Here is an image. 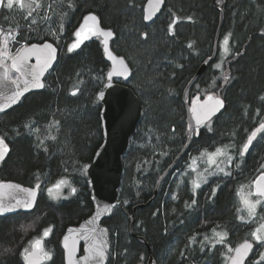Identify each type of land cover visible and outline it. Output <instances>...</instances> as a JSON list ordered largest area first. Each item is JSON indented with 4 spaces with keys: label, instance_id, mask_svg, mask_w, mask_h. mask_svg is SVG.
Segmentation results:
<instances>
[{
    "label": "trees",
    "instance_id": "trees-1",
    "mask_svg": "<svg viewBox=\"0 0 264 264\" xmlns=\"http://www.w3.org/2000/svg\"><path fill=\"white\" fill-rule=\"evenodd\" d=\"M146 1L22 0L8 9L0 6V31L16 33L13 53L45 41L59 50L43 90L28 94L0 115V137L10 149L0 165V183L39 190L31 213L0 218V264H25L23 253L30 241L46 230V248L54 255L50 264H61L65 230L93 212L85 166L103 141L97 94L105 87L110 64L100 38L68 51L75 30L90 13L112 30L111 50L131 69L127 81L114 82L129 87L142 105L141 119L122 157L119 205L102 221L110 236L107 264H147L146 246L128 231L127 217L138 205L144 207L135 211L134 232L147 241L157 264H226L245 240L254 244L246 264H264L257 260L262 245L254 240L264 206L256 218L245 221L240 199L264 174V128L242 154L251 133L264 126V0H225L220 41L226 40L229 53L216 69L219 43L217 58L187 94L190 102L213 93L223 99L224 109L193 137L155 197L159 176L186 143L182 94L212 54L219 13L211 0H165L153 23L145 24ZM25 3L26 8L19 7ZM215 149H225L235 158L227 175L212 177L198 188L194 173L184 170L176 175L189 153ZM61 180L69 182L73 194L53 202L45 191ZM214 232L224 238L207 240Z\"/></svg>",
    "mask_w": 264,
    "mask_h": 264
},
{
    "label": "water",
    "instance_id": "water-1",
    "mask_svg": "<svg viewBox=\"0 0 264 264\" xmlns=\"http://www.w3.org/2000/svg\"><path fill=\"white\" fill-rule=\"evenodd\" d=\"M219 13L212 54L204 60L195 75L185 87L182 100L188 121V136L180 153L158 178L153 196L158 194L163 181L171 175L188 151L194 136H198L213 118L224 109L222 98L212 94L204 98L195 96L190 102L187 94L200 76L207 70L218 54L220 34L224 23L225 0H211ZM165 0H147L143 6V21L151 24L162 11ZM115 35L110 29L101 26L97 15L90 13L80 22L74 32V40L68 51L80 49L92 38H100L105 59L110 64L106 75L104 89L97 94L101 105L100 119L103 141L96 150L92 161L85 166L87 182L90 188V200L93 205L92 214L76 226L68 227L62 238L65 264H107L110 254V236L103 219L109 218L115 207L119 205L118 194L123 174L122 157L126 154L129 141L135 134L141 119L142 105L136 94L127 86L115 83V79L127 81L131 77V69L122 56L111 50V41ZM59 55L58 48L50 41L25 46L6 67L0 63V115L18 106L21 100L30 93L40 92L44 88V77L51 70ZM9 70L17 74V80L9 79ZM264 126L257 127L248 137L243 149L245 154L251 143L262 132ZM10 152L8 144L0 137V165ZM253 192L264 199V174H260L253 183ZM38 188H30L15 182L0 183V218L17 213H31L38 201ZM138 205L128 215L129 235L140 244L146 246L147 264H157L147 241L134 232L136 222L135 211L142 209ZM83 246V255L78 257L79 246ZM254 249V244L245 240L238 244L227 264H246ZM43 240H35L31 250L25 255L26 264H43Z\"/></svg>",
    "mask_w": 264,
    "mask_h": 264
},
{
    "label": "rangeland",
    "instance_id": "rangeland-1",
    "mask_svg": "<svg viewBox=\"0 0 264 264\" xmlns=\"http://www.w3.org/2000/svg\"><path fill=\"white\" fill-rule=\"evenodd\" d=\"M22 0H0V6L4 4V6L8 9L10 6H12L11 3L18 2ZM26 1V0H25ZM19 7H27V4H22ZM16 33L15 32H0V63L4 64L5 66L8 65L9 62L13 58H15L19 52L24 48L22 47L20 51L13 53L11 51L13 47V43L16 41ZM229 53V50L226 45V40L220 41V50H219V57L220 60L216 62L215 67L216 69L220 70L221 68V59H224ZM17 74L12 72L10 70L9 72V79L12 81L17 80ZM212 83V87H213ZM214 96H216L213 93H210ZM219 97V96H216ZM187 98V97H186ZM244 149V148H243ZM200 151V150H199ZM243 154V150H242ZM235 160L234 156L230 155L227 150L225 149H215L214 151H200L195 155H192V153H189L187 156L186 162L182 165V168L179 169V171H176V175L180 172L190 171L195 174V180H193V184L195 188L200 187L203 183H206L210 178L218 176V175H227L229 173V168L232 162ZM175 176V175H174ZM173 179V177H172ZM254 183V182H253ZM45 194L48 199H50L53 202H57L60 200L67 199L71 197L73 194V188L66 180H61L49 187ZM241 203L244 209V212L246 213L245 221H249L251 219H254L259 214V208L261 206H264V199L261 197H258L253 192V184L251 185V188L249 191H244L240 195ZM264 216V214H262ZM50 233L49 230H46L42 233L41 236ZM223 234H218L217 232H214L210 238H206L207 240L210 239H220L224 238L222 236ZM40 239V238H39ZM35 240V239H34ZM30 241L29 247L24 251L23 258H25V255L30 252L31 250V244L34 242ZM214 241L217 242V241ZM254 240L262 245V249L259 252L258 261L264 262V220L262 221L261 225L257 228V230L254 233ZM253 243V242H252ZM233 251L231 252V255L228 257V260L226 264L228 263L229 259L231 258Z\"/></svg>",
    "mask_w": 264,
    "mask_h": 264
},
{
    "label": "flooded vegetation",
    "instance_id": "flooded-vegetation-1",
    "mask_svg": "<svg viewBox=\"0 0 264 264\" xmlns=\"http://www.w3.org/2000/svg\"><path fill=\"white\" fill-rule=\"evenodd\" d=\"M19 2H21V1H19ZM1 32V31H0ZM2 64V63H1ZM9 64H10V62L8 63V65H6V67H9ZM2 65H4V64H2ZM5 66V65H4ZM9 72H10V70H9ZM8 75H9V73H8ZM84 221V220H83ZM82 222V221H81ZM81 222L80 223H77V224H81ZM102 224V223H101ZM49 234L50 233H48V234H45V235H43V236H41L40 237V239H42L43 240V252H42V255H43V257H44V262H43V264H50L52 261H53V259H54V255H53V253L49 250V249H47L46 248V244H45V241H46V239L48 238V236H49ZM39 238H37V239H35V240H38ZM34 240V241H35ZM32 245V244H31ZM60 248H61V250H62V262H61V264H65V262H64V251H63V249H62V246H61V240H60ZM81 255H83V246L82 245H80L79 246V252H78V257L79 256H81ZM25 259V258H24ZM59 259H61V258H59ZM58 259V260H59ZM25 264H26V262H25Z\"/></svg>",
    "mask_w": 264,
    "mask_h": 264
},
{
    "label": "bare ground",
    "instance_id": "bare-ground-1",
    "mask_svg": "<svg viewBox=\"0 0 264 264\" xmlns=\"http://www.w3.org/2000/svg\"><path fill=\"white\" fill-rule=\"evenodd\" d=\"M200 77H201V76H200ZM262 107H263V106H262ZM262 107H261V108H262ZM260 110H261V109H260ZM252 113H253V112H252ZM258 136H259V135H258ZM180 150H181V149H180ZM159 177H160V176H159Z\"/></svg>",
    "mask_w": 264,
    "mask_h": 264
}]
</instances>
